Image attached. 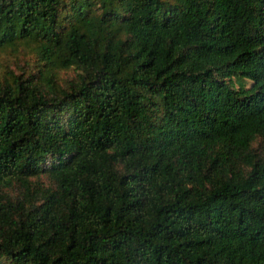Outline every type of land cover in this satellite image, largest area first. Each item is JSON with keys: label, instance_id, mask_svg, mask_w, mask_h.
<instances>
[{"label": "trees", "instance_id": "trees-1", "mask_svg": "<svg viewBox=\"0 0 264 264\" xmlns=\"http://www.w3.org/2000/svg\"><path fill=\"white\" fill-rule=\"evenodd\" d=\"M0 264H264V0H0Z\"/></svg>", "mask_w": 264, "mask_h": 264}, {"label": "rangeland", "instance_id": "rangeland-1", "mask_svg": "<svg viewBox=\"0 0 264 264\" xmlns=\"http://www.w3.org/2000/svg\"><path fill=\"white\" fill-rule=\"evenodd\" d=\"M3 60L4 62L8 63L12 68H14L17 71H20L22 69H30V63H33L29 56L25 54H19L15 55L9 52L3 53ZM63 76H70L71 72H63ZM40 180H47L44 175L40 177Z\"/></svg>", "mask_w": 264, "mask_h": 264}]
</instances>
